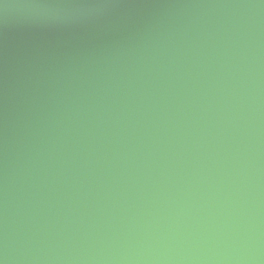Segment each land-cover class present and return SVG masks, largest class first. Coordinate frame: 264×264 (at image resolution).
Listing matches in <instances>:
<instances>
[{"label":"water","instance_id":"obj_1","mask_svg":"<svg viewBox=\"0 0 264 264\" xmlns=\"http://www.w3.org/2000/svg\"><path fill=\"white\" fill-rule=\"evenodd\" d=\"M0 264H264V0H0Z\"/></svg>","mask_w":264,"mask_h":264}]
</instances>
